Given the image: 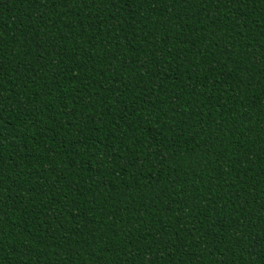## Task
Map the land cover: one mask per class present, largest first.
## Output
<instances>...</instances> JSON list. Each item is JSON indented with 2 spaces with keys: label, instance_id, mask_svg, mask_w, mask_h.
Listing matches in <instances>:
<instances>
[{
  "label": "trees",
  "instance_id": "trees-1",
  "mask_svg": "<svg viewBox=\"0 0 264 264\" xmlns=\"http://www.w3.org/2000/svg\"><path fill=\"white\" fill-rule=\"evenodd\" d=\"M0 264H264V0H0Z\"/></svg>",
  "mask_w": 264,
  "mask_h": 264
}]
</instances>
